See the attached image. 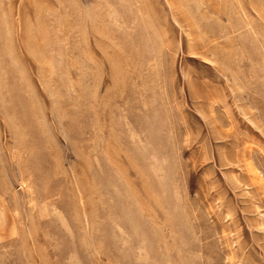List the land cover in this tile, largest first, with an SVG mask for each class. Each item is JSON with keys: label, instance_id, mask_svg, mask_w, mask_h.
Segmentation results:
<instances>
[{"label": "rangeland", "instance_id": "1", "mask_svg": "<svg viewBox=\"0 0 264 264\" xmlns=\"http://www.w3.org/2000/svg\"><path fill=\"white\" fill-rule=\"evenodd\" d=\"M0 264H264V0H0Z\"/></svg>", "mask_w": 264, "mask_h": 264}]
</instances>
